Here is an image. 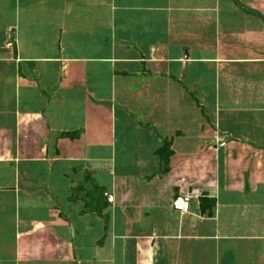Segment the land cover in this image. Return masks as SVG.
Here are the masks:
<instances>
[{"label": "crops", "instance_id": "obj_1", "mask_svg": "<svg viewBox=\"0 0 264 264\" xmlns=\"http://www.w3.org/2000/svg\"><path fill=\"white\" fill-rule=\"evenodd\" d=\"M0 264H264V0H0Z\"/></svg>", "mask_w": 264, "mask_h": 264}, {"label": "built area", "instance_id": "obj_2", "mask_svg": "<svg viewBox=\"0 0 264 264\" xmlns=\"http://www.w3.org/2000/svg\"><path fill=\"white\" fill-rule=\"evenodd\" d=\"M190 202V197L178 196L172 202V209L179 214L186 215L190 211Z\"/></svg>", "mask_w": 264, "mask_h": 264}]
</instances>
